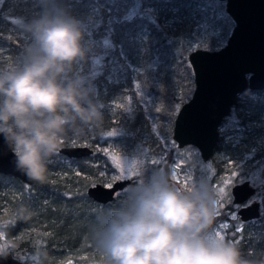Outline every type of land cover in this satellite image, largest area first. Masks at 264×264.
<instances>
[{
	"label": "trees",
	"instance_id": "16d2710c",
	"mask_svg": "<svg viewBox=\"0 0 264 264\" xmlns=\"http://www.w3.org/2000/svg\"><path fill=\"white\" fill-rule=\"evenodd\" d=\"M62 2L83 24L89 20L90 23H101L90 29L92 34L96 38H110L114 46L111 55L120 58L118 62H121V72L124 68L122 63L125 62L126 68L133 67L135 79L150 84L154 101L149 112L159 114V119L164 121L167 136L171 137L176 111L193 89L187 42L198 28L199 13L192 8L197 2L193 1V4L192 0H141V6L132 15L129 14V0ZM42 3L43 0H14L9 4L4 1L3 10L0 12V69H12L29 41L24 38L28 35L9 18L31 19L40 12ZM146 6L150 7L148 15L142 9ZM109 16L112 17L113 24L107 29L104 22ZM84 28L85 41L89 48V29ZM94 43V48L100 47L99 41ZM210 47L214 49L217 46ZM90 51L91 49L88 50L86 60L76 66L77 74H82L78 67L87 72ZM107 72L104 70L92 75V79L88 81L93 87V99L101 105L103 124L83 136L69 135L62 145L96 146L100 132L149 128L147 114L141 105L133 109L130 116L114 105L119 99L125 100L126 86L132 84L134 77L129 74L126 79L122 74L109 77ZM244 106L247 113L238 114V124L255 120L261 111L254 110V105ZM158 126L161 128V123ZM225 136L226 134H222L219 137L211 156L217 172L226 173L230 170L237 174H248L258 165V160L264 157V148L257 149L249 157L237 145L232 146V142ZM217 151L221 152V156L215 157L214 153ZM232 159L236 160L231 162ZM99 172L100 165H93L86 158L66 157L62 153L50 162L47 180L43 185L34 182L26 184L10 174L0 172V210L6 207L0 230L9 245L14 242L26 255L27 262H35L38 259L36 253L42 251L45 254L42 264H62L69 256L78 263L108 264L107 258L93 239L92 230L98 220L118 203L115 202V197L106 203H99L86 194L87 187L99 181ZM21 205L28 206L32 212L27 221L18 219L16 215V210ZM242 236L243 241L238 245L244 255L253 261L264 259V235H260L258 240L251 237V232ZM84 255L89 256L82 257Z\"/></svg>",
	"mask_w": 264,
	"mask_h": 264
},
{
	"label": "clouds",
	"instance_id": "9594fccd",
	"mask_svg": "<svg viewBox=\"0 0 264 264\" xmlns=\"http://www.w3.org/2000/svg\"><path fill=\"white\" fill-rule=\"evenodd\" d=\"M19 26L29 41L12 69H0V137L15 170L43 185L62 142L102 125L104 114L92 85L76 72L89 50L84 24L62 0H43L40 12L20 18ZM215 199L206 178L185 191L153 171L121 193L92 236L108 264H264L215 234ZM16 215L27 221L32 212L21 205ZM16 249L10 242L0 258L24 264ZM44 255L36 253L34 264Z\"/></svg>",
	"mask_w": 264,
	"mask_h": 264
},
{
	"label": "rangeland",
	"instance_id": "374dc122",
	"mask_svg": "<svg viewBox=\"0 0 264 264\" xmlns=\"http://www.w3.org/2000/svg\"><path fill=\"white\" fill-rule=\"evenodd\" d=\"M4 1H7V4H9L14 0H0V12L3 10ZM193 1L197 2V4H194ZM141 3V0H129V14L132 15L141 6ZM191 3L194 4L192 6L193 10L199 13V24L194 32V36L187 42L188 50L190 51L196 47L211 49L212 47L210 46L215 45V47H219L223 45L233 25L232 19L225 11V0H192ZM142 9L146 15L150 13V10H148L150 7L146 6L142 7ZM9 20L16 26L20 24V18L11 17ZM99 24L101 23H90V20L84 23V27L89 29L87 35L91 38V45L88 49H91V51L89 55V67L86 68L87 72H85L84 68L78 67L82 73L79 75L84 76L87 82L92 79L90 78L92 75L99 74L104 70L108 71L107 75L109 77H117L122 74V76L124 75V79H126L127 74L130 77L133 76L134 80L132 79V84L126 86L125 91H127V94L125 100L119 99L117 103L114 102V105L120 107L121 111L127 112L128 115L132 113L133 109L135 110L136 107L141 105L147 114L146 120L149 123V128L137 127L135 130L126 128L124 131L114 129L100 132L97 136L98 144L90 146L92 152L87 156L77 158H86V161L92 162L93 165H100V172L98 174L99 183L110 184L114 180L121 179L122 175L130 178V183L115 193L114 197L117 203L120 202L121 193L126 191L129 185L141 182L153 171L159 170L165 173V166L168 168L170 182L181 190H190L195 182L201 178H206L214 189L216 197V219L213 224L215 234L218 237L239 243L242 240L241 235H236L235 232L247 228L251 232V237L258 240L261 232H264V211L259 218L254 219L247 225L238 221V215L232 207L233 202L230 187L234 182L245 178L250 179L251 182L258 185L260 181L259 169L264 165V157L258 160V165L248 174H237L235 172L219 173L214 165V160L211 157L208 160H202L200 152L194 144L178 146L172 135L171 137L167 136L165 132L166 128L163 124L164 121L159 119V114L157 112H149L154 101L150 84L144 82V80L135 79L136 74L133 67L126 68L127 64L125 62L122 63L124 68H122L121 72L119 70L121 62H118L120 58L118 57L117 59L111 55V49L114 46L110 38L108 36L96 38L92 34L93 32L90 29L98 27ZM104 24L109 29L113 24L112 17H106ZM24 38L25 40L29 39V37ZM94 41H99V48H94L97 43H94ZM191 92H189L185 99L190 96ZM243 96L242 103L247 104L249 107L254 105L252 108L256 111L261 110L260 114H258L255 120H248L243 126L234 124L233 122L236 117L230 114L222 121L220 131H225V133L227 130L233 131L232 134L226 133L225 138L232 142V146L237 145L244 155L250 157L257 149L264 148V91H246ZM248 112L250 113L249 110ZM160 123L161 128L158 126ZM261 125L263 129L260 132ZM259 151L261 152V150ZM214 154L215 157L221 156V152L219 151ZM137 171L139 172L138 175L136 174ZM252 197L261 200L262 208L264 209V194L260 195L259 192H256ZM5 215L6 207H3L0 210V225ZM225 225L226 227H224ZM0 245L6 246L5 249L9 248V242L5 239L1 230ZM16 254L26 261L27 257L21 249L17 248ZM88 256L84 255L82 257ZM27 263L34 264V262ZM62 264L92 263H78L72 261L69 256ZM93 264L107 263L96 262Z\"/></svg>",
	"mask_w": 264,
	"mask_h": 264
},
{
	"label": "water",
	"instance_id": "95a60500",
	"mask_svg": "<svg viewBox=\"0 0 264 264\" xmlns=\"http://www.w3.org/2000/svg\"><path fill=\"white\" fill-rule=\"evenodd\" d=\"M226 11L234 26L226 42L217 49L196 47L188 52L194 88L188 100L178 108L172 126V138L178 146L194 144L202 160H207L218 141V124L226 115L237 93L245 89H264V0H226ZM92 152L89 145H62L60 153L77 158ZM0 172L20 181L32 182L15 170L13 157L0 137ZM168 175V168L165 166ZM264 175V166L261 168ZM130 178L110 184L94 183L86 194L99 203L111 201L115 193L130 183ZM255 188L245 179L232 186L233 201L246 200ZM242 220L259 216V202L252 200L238 209ZM0 264H20L11 256ZM24 264H28L24 261Z\"/></svg>",
	"mask_w": 264,
	"mask_h": 264
},
{
	"label": "flooded vegetation",
	"instance_id": "af4514ba",
	"mask_svg": "<svg viewBox=\"0 0 264 264\" xmlns=\"http://www.w3.org/2000/svg\"><path fill=\"white\" fill-rule=\"evenodd\" d=\"M225 11H226V0H225ZM226 12H227V11H226ZM227 14L229 15L228 12H227ZM229 16H230V18H231L232 21H233V25H232V27H231L229 33H228L227 36H226L225 42H226L228 36L230 35V33H231V31H232V28H233V26H234V23H235L234 20H233V18L231 17V15H229ZM223 34H224V33H223ZM225 42H224V43H225ZM221 46H222V45H221ZM219 47H220V46H219ZM219 47H217V48H219ZM217 48H214V49H217ZM193 88H194V82H193ZM261 90H263V89H256V90L245 89L244 91L237 93L236 100L232 103V105L230 106V109H229L228 113L222 117V119L220 120V122H219V124H218V126H217V128H218V133H219L218 139H219L220 135H222V134H226V133H228V132H229L230 134L233 133V131H231V130H227L226 133H225V131H220V125H221L222 121H223L228 115L233 114L235 117H237L238 114H240V115H244L245 113H247L246 107L244 106V103H242V99H243V97H244L243 95H245V92H246V91L259 92V91H261ZM192 91H193V89H192ZM191 94H192V92H191ZM191 94H190V96H191ZM190 96H189V97H190ZM189 97H188L187 99H185L183 102H185L186 100H188ZM183 102H182V103H183ZM182 103H181V104H182ZM179 107H180V106H179ZM179 107H178V108H179ZM177 110H178V109H177ZM176 112H177V111H176ZM237 120H238V119L235 118L233 123L236 124L237 126H238V125H242V126H243V124H238ZM262 129H263V127H262V125H261V127H260V132H261ZM221 130H222V128H221ZM180 147H181V146H180ZM214 149H215V148H214ZM213 152H214V150H213ZM213 152H212V154H213ZM263 153H264V152H263ZM212 154H211V155H212ZM263 155H264V154H263ZM210 157H211V156H210ZM210 157H209V158H210ZM209 158H208V159H209ZM208 159H207V160H208ZM235 160H236V159H235ZM235 160L232 159L231 162H233V161H235ZM240 162H241V161H240ZM263 166H264V165H263ZM263 166H261L260 169H259V179H260V181H259V184H258V185H256V184H254L253 182H251L250 179L245 178V179H247V180L250 181L251 185L254 186L255 190H254V192H253V193H252V194H251L246 200H244L243 202L237 203V202H234V201H233L232 186H233L234 184H236V183H239V182L245 180V179H242V180H240V181H236V182H234V183L231 185V187H230V193H231V196H232V202H233L232 207H233V209L236 211V214L238 215V217H237L238 221L243 222L245 225L249 224V223H250L251 221H253L254 219L259 218V217L261 216L262 212L264 211V209L262 208L261 200L252 197L256 192H259L260 195H263V194H264V175L261 174V168H262ZM227 172H230V170H228ZM250 197H251V199H250ZM252 200H257V201L259 202V216L256 217V218L248 219V220H242L241 217H240V215H239V213H238V209H239L242 205H246V204H248L249 202H251ZM263 224H264V223H263ZM263 224H262V226H263ZM249 233H250V230H247V228H244V229L241 230V231H236L235 234H236V235H241V239H242V240H241L239 243H237V244H241V242L243 241V238H244V237L242 236L243 234H249ZM262 234L264 235V232H261V235H262Z\"/></svg>",
	"mask_w": 264,
	"mask_h": 264
},
{
	"label": "snow or ice",
	"instance_id": "6c2138e0",
	"mask_svg": "<svg viewBox=\"0 0 264 264\" xmlns=\"http://www.w3.org/2000/svg\"><path fill=\"white\" fill-rule=\"evenodd\" d=\"M137 175L139 174V172L137 171V173H136ZM121 178H127L126 176H124V175H122L121 176ZM224 227H226V225L224 226ZM5 247L6 246H3V245H0V252H3L4 251V249H5Z\"/></svg>",
	"mask_w": 264,
	"mask_h": 264
}]
</instances>
